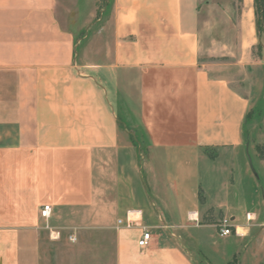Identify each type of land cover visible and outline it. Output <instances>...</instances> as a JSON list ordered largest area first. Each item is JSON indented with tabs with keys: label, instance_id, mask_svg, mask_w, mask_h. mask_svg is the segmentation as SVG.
<instances>
[{
	"label": "crops",
	"instance_id": "obj_1",
	"mask_svg": "<svg viewBox=\"0 0 264 264\" xmlns=\"http://www.w3.org/2000/svg\"><path fill=\"white\" fill-rule=\"evenodd\" d=\"M84 1L0 0V264H64V244L71 264H198L199 233L224 241V264H264V242L242 260L264 239L253 0L231 64L202 59L199 0H113L111 54L86 61ZM175 211L196 240L173 231Z\"/></svg>",
	"mask_w": 264,
	"mask_h": 264
},
{
	"label": "rangeland",
	"instance_id": "obj_2",
	"mask_svg": "<svg viewBox=\"0 0 264 264\" xmlns=\"http://www.w3.org/2000/svg\"><path fill=\"white\" fill-rule=\"evenodd\" d=\"M255 0H253L251 6L253 11L255 12ZM84 7L86 8V12L91 14L94 10L95 18H91L90 22L85 24V28L83 33L80 35L81 41H84L85 44L82 46L80 53L81 57L84 59L89 58L93 62L100 63L103 60L107 59L110 56L112 51V45L115 40L114 38V27H113V0H85L83 2ZM198 9L201 11V15L199 17V29L201 31V40L203 44V54L202 59L205 62H226V63H237L242 60L244 57V51L242 47V41L244 34L246 35V31L243 32L244 27H246L244 20L247 19V14L244 16V12L247 10L246 1L245 0H199ZM259 7L264 8V4L260 2ZM105 8L108 9V12H105ZM259 11H262L260 8ZM253 25L256 26V16L254 14ZM252 21V20H251ZM262 22V21H261ZM90 26V28H88ZM262 32L261 40L264 41V26L261 27ZM260 46V47H259ZM262 44H256V46L252 49L253 55L255 58L261 56ZM247 69V68H246ZM250 73L248 76L255 82L261 81L262 74H264L263 67H250L248 68ZM243 76V74L241 75ZM264 103V102H263ZM123 115H121L122 117ZM248 124L246 126V132L248 133L250 130ZM251 132V131H250ZM263 133V131H262ZM125 132L122 131L121 137L122 142H129L128 138H125ZM139 168L144 176H146V166L147 161L146 157L142 158L139 162ZM245 166V160H244ZM242 163V164H243ZM144 165V167L142 166ZM172 169H175V166H172ZM238 177V178H237ZM236 178L240 180V186H246L241 180L240 176ZM176 212V224L181 226L177 229H174L178 234L183 236V231H186L187 235H194L192 230H184L188 228V221L181 215L180 211ZM182 214V212H181ZM207 236L202 233L198 234L197 245L202 246L204 259L200 258L195 249V255H197V263L198 264H224L223 262V252L226 249L225 243L222 240H209L205 239ZM197 238V237H196ZM195 238V240H196ZM204 239V241H200ZM263 237H259L256 239L249 247H247V251L245 252L242 249V253L244 258L242 259L244 262L251 259V252L258 250L263 244ZM184 242V241H183ZM62 253L64 259V264H71V259L66 260V256L68 252H71L69 249L67 250V244H64L62 247ZM233 250V249H232ZM231 250V251H232ZM230 250L228 252H231ZM56 252V250H55ZM221 257V258H220ZM247 257V259H245ZM241 260V258H240ZM62 264V262L60 263Z\"/></svg>",
	"mask_w": 264,
	"mask_h": 264
},
{
	"label": "built area",
	"instance_id": "obj_3",
	"mask_svg": "<svg viewBox=\"0 0 264 264\" xmlns=\"http://www.w3.org/2000/svg\"><path fill=\"white\" fill-rule=\"evenodd\" d=\"M51 212H52L51 206L47 205V206L43 207V209L41 210V216L44 219L48 220L51 216ZM122 224H125L127 227L131 228L134 225V221H128L126 223H123V221L120 220L119 225H122ZM216 228H217V231L221 237H228V236L232 235L233 230L235 229L232 221L229 218H225V219L221 220L217 224ZM69 241L71 243H76L77 238L74 235H71L69 237ZM151 242H152L151 232L147 229H144L142 238L139 241V247L142 249H145L151 245Z\"/></svg>",
	"mask_w": 264,
	"mask_h": 264
},
{
	"label": "trees",
	"instance_id": "obj_4",
	"mask_svg": "<svg viewBox=\"0 0 264 264\" xmlns=\"http://www.w3.org/2000/svg\"><path fill=\"white\" fill-rule=\"evenodd\" d=\"M260 2H262L264 4V0H255L254 1V3H255V16L257 18L256 27H257L258 33L262 32L261 27L264 26V8L259 7ZM260 8L262 9V11H259ZM256 149H257V152L262 157H264V146L257 145Z\"/></svg>",
	"mask_w": 264,
	"mask_h": 264
},
{
	"label": "water",
	"instance_id": "obj_5",
	"mask_svg": "<svg viewBox=\"0 0 264 264\" xmlns=\"http://www.w3.org/2000/svg\"><path fill=\"white\" fill-rule=\"evenodd\" d=\"M248 147H249V145H248ZM249 159H250V161H251V158L249 157Z\"/></svg>",
	"mask_w": 264,
	"mask_h": 264
}]
</instances>
